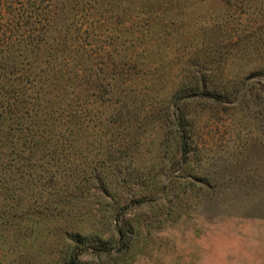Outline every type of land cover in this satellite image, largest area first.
<instances>
[{
    "label": "rangeland",
    "instance_id": "rangeland-1",
    "mask_svg": "<svg viewBox=\"0 0 264 264\" xmlns=\"http://www.w3.org/2000/svg\"><path fill=\"white\" fill-rule=\"evenodd\" d=\"M103 1V44L138 62L116 72L123 106L89 88L72 161L119 205L81 203L80 236L0 221V264H264V0Z\"/></svg>",
    "mask_w": 264,
    "mask_h": 264
},
{
    "label": "trees",
    "instance_id": "trees-1",
    "mask_svg": "<svg viewBox=\"0 0 264 264\" xmlns=\"http://www.w3.org/2000/svg\"><path fill=\"white\" fill-rule=\"evenodd\" d=\"M106 7L103 0H0V221L18 231L36 216L64 225L63 235L80 236L73 228L89 211H77L81 203L94 198L97 210L104 202L111 210L119 205L104 191L106 175L77 180L72 161L79 129L84 136L89 88L98 90L92 106H123L112 97L115 76L138 62L108 49L115 36L103 44L98 17ZM97 122L101 129L103 119Z\"/></svg>",
    "mask_w": 264,
    "mask_h": 264
}]
</instances>
